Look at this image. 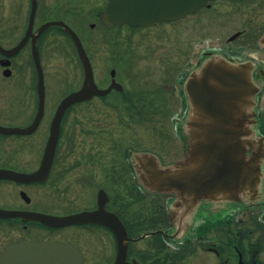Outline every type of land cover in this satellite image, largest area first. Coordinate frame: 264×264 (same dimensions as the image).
<instances>
[{"label":"flooded vegetation","instance_id":"af4514ba","mask_svg":"<svg viewBox=\"0 0 264 264\" xmlns=\"http://www.w3.org/2000/svg\"><path fill=\"white\" fill-rule=\"evenodd\" d=\"M17 1L8 0L9 11ZM41 1L22 0L20 17L16 12L17 18H0V264H264V0H206L177 17L166 14L135 27L104 26L99 13L108 0L61 2L60 10L71 14L98 12L110 66L97 72L92 48L88 43L84 48L96 86L112 87L104 95L67 105L48 162L51 121L63 97L81 86L84 73L77 54L79 85L48 102ZM69 13H58L57 19L69 25ZM16 25L22 32L13 36ZM158 27L167 36L164 52L153 45L155 50L146 46L144 53L157 57L159 67L138 75L128 58L137 50L141 55L148 30ZM220 61L244 66L255 87L238 116V132L243 157L251 165L253 160L258 163L257 174L250 165L233 192L213 198L148 188L144 178L149 162L142 154H153L160 167L176 162L164 160L173 147L182 149L180 159L188 157L192 106L186 84L205 64ZM156 74L161 75L155 80ZM148 77L155 82L153 88ZM98 101L122 111L114 117L93 114ZM153 117L158 137L145 146L137 132L141 122ZM169 122L175 124L181 147H172ZM254 176L258 180L253 185ZM89 213L101 220L109 217L116 231L89 219Z\"/></svg>","mask_w":264,"mask_h":264},{"label":"water","instance_id":"95a60500","mask_svg":"<svg viewBox=\"0 0 264 264\" xmlns=\"http://www.w3.org/2000/svg\"><path fill=\"white\" fill-rule=\"evenodd\" d=\"M204 1L206 0H109L100 13V19L106 26L116 23L149 24L166 14L177 17ZM183 4L186 6L182 9ZM33 11L32 9L30 13L31 18ZM50 25H60L71 36L82 61L84 80L80 88L62 99L54 114L46 142V162L53 154L60 119L67 105L87 99L93 94H104L112 87L100 89L94 83L92 65L76 32L62 20L47 21L40 26L39 31ZM29 29L30 27L28 31ZM16 48L17 46L13 49ZM33 58L40 67L35 50ZM186 91L193 109L188 123L191 127L189 155L172 167L161 168L152 155L142 154L147 165L149 162L144 182L153 190H176L180 195H190L192 199L229 194L238 183L245 180L248 172L246 168L251 165L243 157L244 145L238 132L242 125L237 118L254 94L255 88L249 80L247 69L220 61L206 64L199 76L187 82ZM250 170L252 174H257L259 170L258 163L254 160ZM252 179L254 185L258 179L256 176ZM87 217L99 219L116 231V223L109 217L101 220L90 213Z\"/></svg>","mask_w":264,"mask_h":264},{"label":"rangeland","instance_id":"374dc122","mask_svg":"<svg viewBox=\"0 0 264 264\" xmlns=\"http://www.w3.org/2000/svg\"><path fill=\"white\" fill-rule=\"evenodd\" d=\"M64 0H61L60 3L56 0H42L41 5L39 8V12H41V16L43 17V20H54L59 18L60 16L58 13H69V11L60 10V8H63V5L61 2ZM22 2V0H18L15 2V5L13 7L14 12L9 11L7 4L8 0H0V18L6 19L9 17L17 18L16 12L18 10L19 4ZM77 5V4H75ZM74 5V6H75ZM25 7V6H24ZM60 7V8H59ZM21 10H22V19L26 16V10L22 7L21 4ZM74 13V15H73ZM18 17H20L21 12H17ZM11 15V16H10ZM66 15V14H65ZM72 15V16H71ZM69 20L66 19V21L69 23V25L76 31V33L80 36L83 44L88 43L90 45V48H92V57H93V64L94 66H97L98 70L97 72L102 71L103 68L110 66V61L108 59L107 55V48H105L104 43L101 41L100 37L105 34L106 32L99 26V23H97V12L92 10H77L76 12L69 13ZM37 19H39L37 17ZM22 20L20 21V23ZM90 22H94V25L90 27ZM22 32L21 26H14L13 27V36L19 35ZM132 30L128 31V34H131ZM149 34V40L147 43H143L140 45V51L142 52L141 55L138 53L139 50L136 51V56L134 58H128L129 59V65L135 70V73H138V75L144 72H147V69L151 71V73L154 72L153 68L159 67V59L157 57H150L148 53H144L148 49V47H152L153 45H157L158 53H163L166 46V40L167 36L165 34L164 28L158 27V28H150L147 32ZM175 38H173L174 40ZM43 67L46 74V89H47V97L49 99V103L52 104L51 101L58 98V96L68 91L72 86L79 85L81 80L77 81L78 76L82 75L81 65L78 60L77 53L75 51V48L71 42V40L65 35L61 30H59L57 27H48L43 35ZM151 50H155V47H152ZM163 69V68H162ZM161 69V70H162ZM160 70V71H161ZM133 71V70H132ZM159 71V72H160ZM161 74L153 75V78H159ZM152 77V76H151ZM72 80V81H70ZM77 81V82H73ZM155 82L149 81L147 84H150V88H153ZM152 85V86H151ZM170 108V112L172 115L176 111V102H174ZM85 109V108H84ZM91 109V108H90ZM120 111H122V108L117 106H111V105H104L101 101L95 102L92 106V112L93 114H107L111 117L117 116L120 114ZM168 113V114H169ZM158 114H164V112L158 111ZM167 120H169L167 118ZM170 121V120H169ZM158 121L155 119V117L148 119L146 122L140 123L139 132H137V136L140 137L141 142L145 143V146L149 145V141L154 137V140L156 137H158V134L156 131L158 130ZM172 124V126H171ZM169 129L167 131L168 135L172 139V147L173 144H178L180 147L179 140L175 134V124L169 122ZM125 138L128 139V134L126 131H128L127 128H124ZM182 149H174L173 147V154L170 155H164L165 162H169L170 160H177L182 158Z\"/></svg>","mask_w":264,"mask_h":264},{"label":"trees","instance_id":"16d2710c","mask_svg":"<svg viewBox=\"0 0 264 264\" xmlns=\"http://www.w3.org/2000/svg\"><path fill=\"white\" fill-rule=\"evenodd\" d=\"M140 110H141V111H143V110H144V108H141Z\"/></svg>","mask_w":264,"mask_h":264}]
</instances>
